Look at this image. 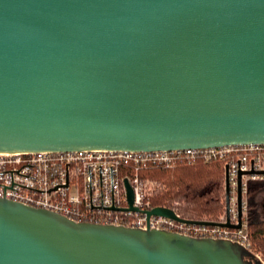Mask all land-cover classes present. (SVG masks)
Wrapping results in <instances>:
<instances>
[{"label": "water", "instance_id": "obj_1", "mask_svg": "<svg viewBox=\"0 0 264 264\" xmlns=\"http://www.w3.org/2000/svg\"><path fill=\"white\" fill-rule=\"evenodd\" d=\"M247 145H264V0H0V153ZM225 177L226 222L162 206L148 217L240 229L241 185L233 224ZM0 264L264 262L232 240L78 222L0 197Z\"/></svg>", "mask_w": 264, "mask_h": 264}, {"label": "built area", "instance_id": "obj_2", "mask_svg": "<svg viewBox=\"0 0 264 264\" xmlns=\"http://www.w3.org/2000/svg\"><path fill=\"white\" fill-rule=\"evenodd\" d=\"M200 160L224 165L225 176L227 171L229 177L233 224H239L241 185L240 229L195 225L165 216L148 217L147 211L155 208L151 199L156 186L153 181L143 179L141 173L148 169H175L182 163ZM126 180L133 190L137 212L126 210L129 207ZM257 182L264 183V145L154 152L0 153V197L51 210L78 222L150 227L197 238L226 239L250 250L248 192L250 185ZM171 209L182 218L176 209Z\"/></svg>", "mask_w": 264, "mask_h": 264}, {"label": "trees", "instance_id": "obj_3", "mask_svg": "<svg viewBox=\"0 0 264 264\" xmlns=\"http://www.w3.org/2000/svg\"><path fill=\"white\" fill-rule=\"evenodd\" d=\"M142 178L162 183L154 192L152 206L176 209L183 219L221 223L226 214L225 168L219 161H195L182 163L175 169H148ZM264 191V183H252L249 187V241L264 251V219L258 195ZM177 203V205H176Z\"/></svg>", "mask_w": 264, "mask_h": 264}, {"label": "rangeland", "instance_id": "obj_4", "mask_svg": "<svg viewBox=\"0 0 264 264\" xmlns=\"http://www.w3.org/2000/svg\"><path fill=\"white\" fill-rule=\"evenodd\" d=\"M225 179H226V177H225ZM153 182H154V184H155V186H156V188H155V192L159 191L160 188H162V183H160V182H155V181H153ZM262 197H264V191H262V192L258 195L257 200H258V201H261ZM261 212H262V211H261ZM225 216H226V214L220 216L221 223L224 222V218H225ZM223 217H224V218H223ZM225 222H226V221H225ZM247 229H248V228H247ZM248 234H249V232H248ZM251 251H252V252H253V253H254L259 259H261V260L264 259V251H263V252L260 251L256 245L254 246V245L251 244Z\"/></svg>", "mask_w": 264, "mask_h": 264}, {"label": "flooded vegetation", "instance_id": "obj_5", "mask_svg": "<svg viewBox=\"0 0 264 264\" xmlns=\"http://www.w3.org/2000/svg\"><path fill=\"white\" fill-rule=\"evenodd\" d=\"M263 200H264V197H262V199H261V204H262V202H263ZM261 211H262V208H261ZM262 218L264 219V212L262 211ZM263 262H264V259L262 260Z\"/></svg>", "mask_w": 264, "mask_h": 264}]
</instances>
